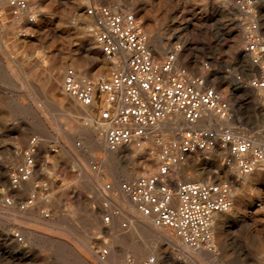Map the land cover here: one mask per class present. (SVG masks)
Returning a JSON list of instances; mask_svg holds the SVG:
<instances>
[{
    "label": "rangeland",
    "instance_id": "rangeland-1",
    "mask_svg": "<svg viewBox=\"0 0 264 264\" xmlns=\"http://www.w3.org/2000/svg\"><path fill=\"white\" fill-rule=\"evenodd\" d=\"M115 1L120 3V6L114 4V0H89L84 6L80 0H27L29 6L30 3L32 4L29 9H32L33 14L30 17L36 18L37 24L15 30L12 29L15 18L7 6L9 3L5 4L4 16L0 21V26L4 25L0 27V264H87V260L93 262L96 258L109 255L111 251L116 252L120 257L125 253L130 263L136 254L134 248L140 251V240L135 238L132 241L130 238H124L122 242H118L114 233L108 231L114 226L115 218L121 208L113 204L114 200H104L99 197L91 185L92 181L83 177L77 159L83 164L87 163V169L93 180L101 172L98 175L103 177L102 185L107 191L113 190L114 179L119 186L121 182L147 175L154 171L158 164L155 169H150L149 161H140L138 164H142L143 168L146 167L147 173L141 172L139 176H132L128 180L123 175L132 174L134 169L138 168L137 163L133 164L130 160L109 162L103 153L91 155L90 138L79 131V127L84 122L70 121L61 116L58 118V123L51 107L48 106L55 89V85L49 83L55 64L63 67V71L59 74L60 86H57L61 87L60 89L67 68H72L73 55H77L78 60L86 63L88 68L90 67L89 70L92 68L89 76H83L72 68L79 77L94 81L107 79L116 68L114 67L116 62L106 59L103 55H100L101 60L105 59L109 63L92 64L91 51L86 47L87 42L83 38L85 33L82 28L83 19L79 17L80 15L89 17L87 9L90 6L108 5L113 10L134 14L147 37L149 46L151 42L168 44L170 47L164 53L166 57L173 46L180 45L191 62L177 64L187 67L191 75H198L196 71L198 69L204 72L205 67L207 68L205 71L209 72L212 79L218 74L216 83L210 78V84L219 92L221 90L217 88V83L223 85L227 78L233 79L241 90L232 103L229 96L221 92L230 103L232 118L229 120L234 122L233 128H224V130L254 138H257L259 133L264 134V101L258 103L256 96L247 95L246 91L258 90L246 88L245 84L238 83L235 78L242 77L248 80L259 75L252 66L250 58L245 56L242 50L247 40L245 24L251 19L246 11L255 13L260 25L259 36L264 37V9H262L264 0ZM248 3H252V6L245 7L244 5ZM44 16L47 19L43 18ZM90 19L88 35L93 36L95 41L94 21ZM236 53L239 55L236 56ZM156 57L159 60L165 58ZM242 59L245 60V64L242 63ZM92 73L98 76L93 78ZM230 85L231 83H227L222 90H228ZM66 97L69 101L76 100L68 95ZM90 112L97 119V110L90 109ZM35 126L43 128L47 126L53 132L60 131L62 142L55 143L46 134L35 129ZM215 128L223 127L216 125ZM22 138L26 141L22 142ZM162 138L161 135L154 141H145L143 144V148L146 151L151 150L157 160L161 150L159 140ZM33 139L37 140V145L34 156L35 167L30 179L35 178V200H41L42 203L40 213L43 216L39 220L53 226L45 234L27 236L25 243L23 242V247L26 249L21 251L16 244H13V238L21 239L22 232L18 229L15 223L18 220L14 216L21 215L22 208L19 202L15 203L10 198L8 191L13 187L10 177L15 169L24 164V153L31 146ZM164 141L170 142L173 139ZM68 147L77 153L74 155L76 159L67 153ZM18 151L22 153L23 161L16 158ZM226 156L224 154L221 156L219 164H223V158ZM217 166V162H209L203 163L198 173L193 169L185 171L186 177L191 181H203L211 177L210 182L231 185L233 206L238 213L235 218L223 225L217 246L212 247L215 256L213 255L211 259H199L200 264H264V177L254 187L250 189L245 187L241 190L230 179L219 174ZM237 172L240 174L238 170ZM173 178L177 181H187L177 175V168L174 169ZM31 201L26 198L24 205ZM23 224L24 227H35L29 219ZM120 225L127 229L129 223L127 220H122ZM162 231L180 240L174 232L164 228ZM152 241L146 243L150 245ZM160 246L167 256L160 264H168L170 258L177 256L175 249L167 242H160ZM152 257L151 252L146 256L150 260Z\"/></svg>",
    "mask_w": 264,
    "mask_h": 264
},
{
    "label": "built area",
    "instance_id": "built-area-1",
    "mask_svg": "<svg viewBox=\"0 0 264 264\" xmlns=\"http://www.w3.org/2000/svg\"><path fill=\"white\" fill-rule=\"evenodd\" d=\"M244 6L250 7L252 3ZM26 8L25 0H15L11 15ZM246 13L251 19L245 24L247 40L242 52L259 75L248 80L235 78L248 89L261 90L264 37L259 36L255 13ZM87 14L94 19L93 33L100 52L116 62L117 68L107 79L96 81L79 77L75 70L67 68L65 93L81 105L97 110L96 123L113 152L121 147L140 146L161 123L177 114L182 117L188 127L180 131L177 141L161 146L158 167L147 175L121 182L119 187L137 211L155 226L174 232L190 248L210 246L216 216L233 207L232 187L206 181L177 182L173 168L188 155L210 151L216 144L228 153L222 161L225 166L235 161L241 174L249 175L264 167V143L233 131H219L213 125H199L209 115L229 120L230 103L210 84L206 67L201 74L191 75L187 67L176 66L182 51L180 45L173 46L165 59L159 60L134 14L113 10L108 5L90 6ZM34 167L31 152L15 176L26 180Z\"/></svg>",
    "mask_w": 264,
    "mask_h": 264
},
{
    "label": "bare ground",
    "instance_id": "bare-ground-1",
    "mask_svg": "<svg viewBox=\"0 0 264 264\" xmlns=\"http://www.w3.org/2000/svg\"><path fill=\"white\" fill-rule=\"evenodd\" d=\"M13 1H15V0H0V21L2 20V17L4 16L3 12H4L5 7H6L5 4L9 3V5H7V6H8V8L11 11V4L13 3ZM25 1L27 2V0H25ZM80 1H82V6H84V5L87 4V2L89 0H80ZM110 1H112V0H110ZM108 4H110V2ZM114 4H117L118 6H120V3H118L115 0H114ZM129 4L131 5L130 2H129ZM30 6H32L31 3H30ZM30 6H29V4L27 2V8H26L25 11L24 10L18 11V14L12 15L15 18V22L12 25V29L15 30V29L24 28V27H33V26H35L37 24L36 18L30 17L31 14H33L32 9H29ZM79 17L81 19H83L82 28L85 30L84 31L85 33L83 34V38H85V40L87 42L86 43V47L88 48V50L91 51L92 64L93 65H95V64L97 65V64H99L101 62L109 63L105 59L101 60L100 55H102V53L99 51L100 49H98L99 48L98 45L94 41L93 36H89L88 35L89 30L87 28L91 24V19H90L91 17L89 16L90 17L89 18V17H87L85 15H80ZM43 18L47 19V17H45V16ZM93 21H94V19H93ZM3 26L4 25L2 24L0 27H3ZM26 30H28V29H26ZM149 47L151 48V50L153 51V53L156 56H164L165 57V55H164L165 50L169 49L170 46L168 44H163V43L161 44V42L159 44L151 42ZM172 49H170V50H172ZM82 51H84V50H82ZM237 55H239V54L236 53V56ZM83 56H84V54H83ZM88 56H90V55H88ZM243 59L241 61H242L243 64H245V60H243ZM189 62H191V61H189L187 55L185 54V52H183V49H182V51L178 55L176 66L181 68L183 66H179V65L188 64ZM110 64H111V62H110ZM71 65H72V68L76 69L83 76H89L90 70L92 69L91 68L89 70L90 67L88 68L86 63L78 60L77 55L71 56ZM113 65H114V63H113ZM114 67L117 68V64H116V66L114 65ZM61 71H63V67L61 65H59V64H55L54 67H53V70H52V72L50 74L51 76H50L49 83L55 85L54 86L55 89H54V94L52 96L51 102L48 103V106L51 107L52 112H53V116L56 118L57 121H58V118L62 116V117L67 118L70 121L73 120V121H76V122H79V121H83L84 122L83 125L81 127H79V131H81L82 133L87 135L88 138H90V140H89V150H90L91 155H93L95 153H103V155H105L106 160L109 161V162L110 161L111 162H115V161H119V160H126V161L130 160L131 162H133V164L134 163L138 164L142 160L143 161H149V163H150L149 168L150 169H153V168L155 169L157 164H159V160L156 159L154 153L151 152V150H147L146 151L145 148H143V144L145 143V141H148V142L151 141L152 142L156 138H159L162 135L164 139L162 138L163 140L162 139L159 140L160 147L161 146H168L169 144H171L174 141L178 140L180 131H182L183 129H186L188 127L187 124L183 121L182 117L177 114V115H175V117L172 120H166L163 123H161L159 126H157L155 129H153V131H151L150 135H148V138L145 139L143 142H141L140 146H136L134 148L121 147L118 151H114V152L110 151L108 149V147H107L105 137L103 136L102 131L100 130V128L98 127V124L96 123L95 116L91 113L92 111L90 112V109H94V108L93 107H85V106L81 105L79 102H77V100H73L72 99L71 101H69L67 99V97H66V95H68V94L65 93L64 87L62 85H61L62 89H60L61 87L60 88L57 87V86H60L59 85V79H60L59 78V74H61ZM196 71H197V74H201V71H199V69L196 70ZM96 75L93 74L92 77L96 78L98 76V75L97 76ZM217 76H218V74L212 79L211 75H210L209 76V81H210V78H211L212 81L213 82L215 81V83H216ZM64 77H65V75H64ZM82 78H86V77H82ZM63 83H64V81H63ZM227 83H231V85H230L231 87L228 90H226V89L222 90L223 89L222 87L223 86L225 87V85ZM237 85L238 84L233 79L227 78L226 81L223 83V85L217 83V88L219 90H221V92H223L224 95L229 96V100L232 103V101L236 98L238 92H240V90H241ZM257 92H258V94H255ZM246 93H248L247 95L251 94L253 96H256L257 100L259 101L258 103H261V102L264 101V89H261L260 91L259 90L258 91H249V92L246 91ZM69 97H71V96H69ZM58 123H59V121H58ZM207 124L215 125V126L216 125L222 126L223 127L222 129L220 128V129H217V130L225 131L224 128L225 129L233 128L232 126L234 125V122L232 120H222V119H219V118H217V117H215L213 115H209V116H207L205 118V121H202L201 123H199L200 126H206ZM261 126H263V125H261ZM35 129H37L38 131H40L43 134H46V136L49 139H52L55 143H60L63 140L62 139V133L60 131H58V132L50 131L47 126H44V128L40 127V126H35ZM170 138L173 139V141H170V142H165L164 141L165 139H170ZM256 139H257V141L255 140L256 143H264V134L259 133L257 135ZM25 141H26L25 138H22V142H25ZM36 145H37V140L33 139L32 142H31V146L29 147L27 152L24 153V160L25 161H24V164L21 165V166H24L26 164V155L27 154L32 152V153H34V156H35ZM71 149L69 148V150H67L68 152L65 150V153L66 152L69 153L70 155L73 156V158L76 159V157L74 155L77 154V153L71 151ZM223 154L224 155H228V153L226 151L220 150L218 145L215 144L213 146V149L210 150L208 153H203L202 152V153H192V154L188 155L182 163H180L179 165H177L176 167L173 168L172 172L174 174V169L177 168V175H179L183 180L191 181L190 178L186 177L185 171H187L189 169H193L194 172L198 173L199 167L203 163H209V162L215 163V162H217L218 163V166H217L218 173L222 174L224 178L230 179L237 187L241 188V190L244 189L245 187H249V189H250L251 187H254L260 180L263 179V177H264V169H261V167H259L252 174L243 175L238 170L237 164H236L235 161H232L228 166H224L223 164H219V161L221 160L220 158H221V156ZM158 156H159V154H158ZM16 158L19 159L20 161H23L22 153H20V151L17 152ZM77 160L79 162L80 169L82 170L83 177H85L87 179H90L92 181L91 185L97 191V193L99 194V197L104 199V200H110V199L114 200V201H112L113 204L115 206H120V208H121L119 215L115 218L114 226L111 229H108V231H110V232L112 231L114 233L113 235H115V237L118 240V242H122L124 240V238H130L131 240L136 238V239L141 241L140 251L134 248V252L136 254H134L135 256L133 257V260L130 261V263L127 261V259L125 257V255H126L125 253L122 254V256L120 257V256H118L116 254V252L111 251V253L109 255H107L105 257H102V258L101 257L96 258V259L93 260V262L87 260V264H160V262L163 261L164 259H166V257H167V256H165V252L162 251V247L160 246V242H167L173 249H175V251L177 253V256L172 257V258H170V260H168V264H188V263L189 264H200L201 262L199 261V259H211L213 257L214 253H213L212 247H214V246L216 247L217 246V241L219 240V237L221 235L223 225L228 220H230L232 218H235L237 216V214H238L237 211L234 209V206H233V208L229 212L217 215L216 218H215V221H214L213 239H212L211 245L208 246V247H200L198 249L190 248L189 246L185 245L182 242V240L180 241V240H178L176 238H172V237L168 236L166 233H164L162 231V228L155 226L151 219L143 217L137 211L135 205L129 200V197L121 191L120 187L117 185V180L114 179L113 190H111V191L108 190L107 191L105 188H103L104 185H102V178L103 177L98 175L101 172H99L96 175V178H94V180H93V177L89 174V170L87 169V163L83 164L81 161H79V159H77ZM220 163H221V161H220ZM213 166H214V164H213ZM17 169H15V171ZM146 169H147L146 167H144V168L142 167V164H138V168H135L134 172L132 174H125V175L122 174V175L126 176V178L128 180H130V178H132V176L137 177V176H139V174L141 172L142 173H147ZM237 170L239 171L240 174H238ZM15 171L10 177L11 185L14 188L11 187V189L8 191V194H9L10 198L15 203L19 202V204L21 205V207H20V208H22V210L20 212L21 215H15L14 217H15L16 220H18L15 223L18 226V229L22 232V234H21V239L20 240L18 239L19 237L16 238V239H14L13 237L12 238H13V244H16L17 247L19 248V250L24 251L26 248L23 247V242L26 241V237L27 236H29V235L36 236L37 234H45L53 226V224L43 223V221L39 220V218L41 219V216H43V214L40 213L41 212L40 209L42 208L40 205L42 203L40 202L41 200L40 201H36L35 200V196H36V193H35V178H33L32 180L30 179L32 177L34 168H33L32 172H31L30 176L26 180H24L22 177L15 176ZM0 173H1V171H0ZM2 174H4V172H2ZM211 180H212V178L208 177V178H206L203 181L210 182ZM175 181H177V180H175ZM113 197H114V199H113ZM26 198H28V199H30L32 201L29 202V204L24 205V200ZM115 198L117 200H115ZM238 202H237V205L239 204ZM235 205H236V203H235ZM28 219L32 220V222L35 224V227L28 228V227H24L23 226L24 225L23 223L26 220H28ZM122 220H127V222L129 223V226H128L127 229H124L123 227H121L120 224H121ZM9 221H11V220H9ZM225 228H226V226H225ZM81 233H83V232H81ZM46 236H47V234H46ZM83 239H84V237H83ZM30 240H31V237H30ZM146 241H148V242L152 241V243H150V245H149V244L146 243ZM51 243H53V242H51ZM45 245H46V242H45ZM112 247H113V244H112L111 248ZM55 251H57V250H55ZM55 251H53V252H55ZM150 252L153 254L152 260H150L149 258H146V256ZM52 259H53V256H52ZM16 261H19V260H16ZM143 261H146V263H143ZM26 262H27V260H26Z\"/></svg>",
    "mask_w": 264,
    "mask_h": 264
}]
</instances>
